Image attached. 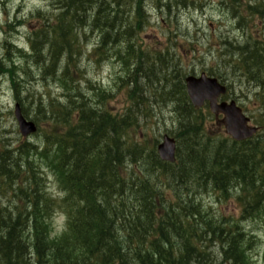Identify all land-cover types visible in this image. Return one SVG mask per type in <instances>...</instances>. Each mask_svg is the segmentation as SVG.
<instances>
[{
    "label": "trees",
    "instance_id": "obj_1",
    "mask_svg": "<svg viewBox=\"0 0 264 264\" xmlns=\"http://www.w3.org/2000/svg\"><path fill=\"white\" fill-rule=\"evenodd\" d=\"M62 1H59L60 13L54 24L48 29L35 30L30 42L38 55L42 44H49L46 58L40 59L42 64L47 62L53 76L57 64H65L57 78L66 92L65 99L63 103L53 99L47 105L48 109L55 108L48 110L53 132L43 135L45 145L41 152L29 145L9 151L0 142V178H6L5 184L19 181L24 187L19 190L22 195L16 198L24 199L23 208L31 209L29 213L20 210L17 214L0 210V264H215L219 258L218 264H252L248 251L254 238L244 233L237 221L215 217L196 196L201 192L217 193L224 200L233 196L242 210L241 219L258 216L260 202L264 200V137L261 139L264 136V93L256 122L262 129L259 135L241 143L223 136H209L206 126L212 116L207 108L196 110L189 104L183 83L187 75L184 69L177 67L172 57L150 58L141 51L136 29L144 19L139 11L135 13L132 29L116 31L114 27L120 22L118 11L115 18H111L108 10L111 5L102 0L104 19L101 18L95 28L100 43L93 53L98 54V60H105L111 57L107 56L109 47L120 44L116 57L124 66L122 72L129 73L121 84L128 88L126 94L130 102L115 115L106 110L97 113L83 102L76 105L75 100L80 99L81 94L77 86L70 85L71 69L79 72L76 58L81 54V37L78 29L83 20L79 6L85 0H66L65 8ZM253 3V6L248 5L254 10L252 14L263 15L264 0H253ZM41 40L45 41L41 43ZM223 48L232 56L236 54L233 63L238 71L249 74L260 68L264 72V44L254 41L232 47L229 43ZM168 62H174L168 78L176 83L160 98L164 97L165 104L168 100L176 101L174 112L179 125L183 124L184 114L194 120L185 143L177 136L178 162L172 166L153 159L154 146L129 144L140 119L153 117L148 103L143 101L142 80H149L157 68L167 69ZM16 73L14 64L0 60V75L9 77L15 96ZM42 119L48 120L46 113ZM200 137L207 142L200 141ZM199 144L202 147L198 151ZM204 146H207L205 155L210 154L211 159L202 168L195 159L204 151ZM227 149L234 151L233 157L223 156ZM146 153L152 159L151 164L145 163ZM31 154L52 169L65 194L61 202L56 203L45 193V183L35 173L37 166L29 161ZM141 154L144 162L137 161ZM21 158H24L22 163ZM183 158L189 160L188 165L187 162L183 165ZM127 161L131 165L141 162V167L150 174L149 179L138 182L128 179L124 170ZM154 161L155 169L165 177L171 176L174 186L178 183V189L172 190L175 197L172 200L169 190L150 182L155 172ZM185 165L193 172L181 169L178 174ZM227 174L231 178L223 177ZM182 186L183 189H179ZM166 187H170L169 184ZM56 209L66 216V229L60 235L51 236L50 217ZM212 246L219 247L218 259H212L208 253Z\"/></svg>",
    "mask_w": 264,
    "mask_h": 264
},
{
    "label": "rangeland",
    "instance_id": "obj_2",
    "mask_svg": "<svg viewBox=\"0 0 264 264\" xmlns=\"http://www.w3.org/2000/svg\"><path fill=\"white\" fill-rule=\"evenodd\" d=\"M51 1L0 0V60L9 65L14 63L17 68L16 74L18 76L16 77L18 81L16 90L18 92L20 91L17 99L22 102V106L27 112L26 116L30 119L39 117L44 112L48 113V110H54V107L48 109L47 105L50 101L58 99L59 103H63L66 96L62 84H58L51 77L53 75L48 71L47 62L41 63V59H45L47 56L49 44L44 42L45 40H41V43H44L42 44L43 51H40L41 49L38 50L40 51V56L36 52H31L29 48V36L35 30L43 29L47 21L53 25L55 18L60 13L57 6H54ZM54 1L58 2L59 0ZM98 1L85 0V2H81L79 6L81 7V11H79V14L82 15L84 12L87 13L89 11H91L90 14H98L100 16L96 21L98 24L101 18L104 19L103 5L101 6V3H93ZM117 1L122 4L124 1L128 2L129 0ZM167 1L145 0V9H143L144 22L136 29V40L141 43V51L150 58H162L161 56L163 58L164 56L173 57L177 61L178 67L180 66L184 70L192 69L194 74L197 75L202 73V70L207 71L209 69L215 71L219 68L215 74L221 76L224 83L227 84L230 94L238 96L240 106L246 111V114L256 119V121H259L258 110L263 101L262 93H264V78H261V75H264V72L260 68L257 69L256 73L249 74L238 71L236 69L237 66L233 63L236 61V54L232 56L223 47L220 49L219 44L222 42L225 47L229 43L232 44V47H235L237 45L242 46L246 42L253 43L254 41L264 44V22L259 14L252 15L248 11L245 13L242 12L239 17V20H241L239 24L229 14V8L231 6L244 7L251 0H170V3L173 5L176 2H180L175 8L173 6L169 7ZM61 4L65 8L68 2L64 0ZM132 7L127 4L123 8V11L117 12L120 22L115 25L114 30L122 32L133 28L136 17L131 13V9L135 11V4ZM100 9L101 13L99 12ZM127 11L129 14L126 13ZM112 14L111 18H115L116 13L113 11ZM8 22L10 23L8 24ZM88 23H90V20ZM122 25L125 26L122 27ZM240 27L242 29L244 27V32H242ZM83 33H85V38L81 35L83 49L81 56L76 58L79 72L71 69L72 82L70 85L77 86L84 97L83 99L94 107L109 109L114 112L122 111L125 106V97L127 98V96L124 90L126 86L121 84V80L126 81L129 73L122 72L123 68L116 62L115 58L109 60H101L100 58L98 60L95 58L91 50L96 47L100 35L96 32H90L89 29H85ZM11 43L16 47L12 46ZM119 45L117 44L116 47L114 45L113 47L110 46L107 56L116 54L120 49H118ZM19 48H23L20 51L21 53H18L16 50ZM221 51H223L222 54ZM229 52H232L231 48ZM173 64L174 62H168L167 65L169 67L167 69L160 71L157 68L149 76V80H142L144 83L142 89L144 93L143 101L148 103L151 113L154 116L153 122L140 124L139 129L136 131L139 134L138 140L134 136L132 137L133 141L137 140L143 146L148 144V146H152L153 141L158 139V137H161L164 133L172 132H175L173 134L175 137L179 135L181 142L185 143L189 136L187 133L194 125V120L185 114L181 118L183 120L181 122L184 125H179L177 118L172 114V111L174 112V106L176 105L175 101L168 100L166 105L163 102L164 97L163 99L160 98L161 94L165 95L167 90L173 89L176 83L170 76L168 78V73L172 75L171 67H174ZM64 66L65 64H57L54 73H60ZM257 73L259 74L257 75ZM102 92H106V96L103 98L98 96V93L100 95ZM155 98L158 100L156 101ZM84 100L77 99L75 100V104L84 103ZM15 102L17 100L13 94V87L9 81V77H0V139L4 140L3 143L10 146V148H16L17 143L22 142H30L37 146H42V134H35L27 140H23L20 137L13 117ZM207 122H210L208 125L209 135L217 136L220 131L214 119L207 120ZM40 128H47L46 122L41 124ZM179 132L180 134H178ZM199 140L204 143L207 142L202 137ZM199 146L202 147L201 144ZM121 150H123L122 147ZM227 151L233 152L230 149H227ZM124 153L122 152L121 154ZM139 156H141V159H139ZM139 156L137 161L144 162L143 155L141 154ZM149 156L148 154L145 155L147 159L145 160L146 165L152 163V159ZM35 160L37 161V159ZM37 163L34 164L36 165ZM126 163L124 168L131 166L129 161ZM187 165L182 168L186 173L189 172ZM39 170L43 173L48 192L51 195L58 194L60 189L58 184H56L54 173L50 171L52 169L46 171L41 167ZM127 176H130L133 182H137V178L141 180L149 179L150 174L145 172L141 165L138 169L136 165H132L131 171ZM153 181H159V186L165 189V191L169 189L165 187L167 183L165 177L155 174ZM179 189H183V186L179 187ZM169 193L172 194V192ZM196 197L202 200V203L207 208L211 209L215 217H224L225 219L232 217L234 220L240 219L239 208L232 200L223 201L218 198L216 193L212 192H201ZM15 201L11 195L7 197L0 194V206H8V203L13 202L14 204ZM64 219L65 217L60 211L55 210L52 212L50 221L53 235L61 233ZM240 226L248 235L254 237V244L251 245V250L248 253L252 264H264V212L258 216L256 215L242 221Z\"/></svg>",
    "mask_w": 264,
    "mask_h": 264
},
{
    "label": "water",
    "instance_id": "obj_3",
    "mask_svg": "<svg viewBox=\"0 0 264 264\" xmlns=\"http://www.w3.org/2000/svg\"><path fill=\"white\" fill-rule=\"evenodd\" d=\"M185 83L191 104L194 107H202L203 103L208 101L214 114L220 112L224 115L225 131L234 140L243 141L255 133L254 129L247 127L248 120L241 115L240 110L235 107L234 103H230V105L217 104V99L225 93V88L220 86L215 79L207 78L202 74L199 78H186ZM15 117L22 135L27 136L35 132L34 124L23 119L18 106L15 109ZM174 152V141L165 136L163 143L158 147L160 158L163 161L172 163L174 162Z\"/></svg>",
    "mask_w": 264,
    "mask_h": 264
},
{
    "label": "bare ground",
    "instance_id": "obj_4",
    "mask_svg": "<svg viewBox=\"0 0 264 264\" xmlns=\"http://www.w3.org/2000/svg\"><path fill=\"white\" fill-rule=\"evenodd\" d=\"M263 1H261V3H262ZM257 6V5H256ZM259 6V5H258ZM264 6V5H263ZM256 8V7H255ZM253 9V8H252ZM262 10V9H261ZM258 13H260V12H258ZM260 56V55H259ZM262 63V62H261ZM148 85V84H147ZM149 86V85H148ZM163 86V85H162ZM151 87V86H150ZM168 87V86H167ZM264 87V86H263ZM156 88V87H155ZM151 89V88H150ZM160 89V88H159ZM169 89V88H168ZM172 89V88H171ZM264 89V88H263ZM155 90H157V89H155ZM154 90V91H155ZM151 91H153V90H151ZM162 91V90H161ZM156 92V91H155ZM160 92V91H159ZM163 92V91H162ZM164 94V93H163ZM172 94V93H171ZM161 96H162V94H161ZM171 96V95H170ZM167 97V96H166ZM169 98V97H168ZM152 99V98H151ZM156 99V98H155ZM158 99H156V101H157ZM164 100V99H163ZM176 102V101H175ZM161 104V103H160ZM171 104H173V103H171ZM178 104V103H177ZM167 105V104H166ZM174 105V104H173ZM172 108H173V106H172ZM175 108H176V106H175ZM186 118V117H185ZM178 123V122H177ZM264 136L262 135L261 136V139L263 138ZM210 146V145H209ZM183 147V146H182ZM205 147H207V146H204V151H202V152H199V156H197L196 157V159H195V163H199L200 165H203V167L202 168H205V165H208V161H210V159H211V155L210 154H206L205 155ZM199 148H201V147H199ZM199 148H198V151H199ZM208 148H210V147H208ZM183 151H184V148H183ZM227 152H229V151H225L224 153H223V156L224 157H229V158H231V157H233L234 155L232 154L233 152H229V154H227ZM182 153V152H181ZM184 154V153H183ZM188 154V153H187ZM227 154V155H226ZM201 155H202V157H201ZM183 157V156H182ZM182 161L185 163V162H187V164H188V159H185V158H183L182 159ZM221 161H223V160H221ZM227 161V160H226ZM181 169L182 168H180L179 169V171L178 172H180L181 171ZM223 177H225L226 179H227V177H229V178H231V175L230 174H227L226 176H223ZM8 192H11L10 190H8L7 191V193ZM188 198H190V197H188ZM179 206H182V205H179ZM182 208V207H181ZM176 210V209H175ZM179 210V209H178ZM184 211V210H183ZM173 212V211H172ZM176 214V213H175ZM185 214V213H184ZM190 214V213H189ZM175 218V217H174ZM190 220V219H189Z\"/></svg>",
    "mask_w": 264,
    "mask_h": 264
}]
</instances>
